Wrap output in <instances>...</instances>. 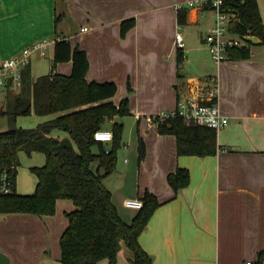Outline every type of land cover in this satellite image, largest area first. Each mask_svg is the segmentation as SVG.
<instances>
[{
  "label": "crops",
  "instance_id": "0c3cea01",
  "mask_svg": "<svg viewBox=\"0 0 264 264\" xmlns=\"http://www.w3.org/2000/svg\"><path fill=\"white\" fill-rule=\"evenodd\" d=\"M181 1L0 0V61L38 39L66 37L87 51L89 81L115 80L112 99L117 104L129 96L146 154L139 161L137 142L134 183L130 170L122 168L103 181L126 221L139 207L126 205L125 199H141L145 189L157 195L161 204L139 236L153 264H256L264 249V43L248 34V57L212 61L206 36L214 24L213 9L209 3L188 7L181 23L175 7ZM259 5L264 20V1ZM128 17L136 21L123 36L121 22ZM179 29L185 40L181 61ZM53 47L32 58L33 78L35 57H47L53 69ZM72 64L60 61L54 69L70 73ZM215 75L220 106L229 117L217 131L218 151L178 154L176 135L161 133L154 116L186 95L207 99ZM48 115L55 116H37ZM102 129L111 130L105 125ZM53 133L67 135L63 130ZM180 166L189 169L190 182L175 193L167 176ZM74 206L71 199L60 197L55 213H1L0 251L8 257L6 263L62 264L60 236L68 223L66 212ZM131 257L124 243L114 264H132ZM97 264L110 262L105 257Z\"/></svg>",
  "mask_w": 264,
  "mask_h": 264
},
{
  "label": "trees",
  "instance_id": "16d2710c",
  "mask_svg": "<svg viewBox=\"0 0 264 264\" xmlns=\"http://www.w3.org/2000/svg\"><path fill=\"white\" fill-rule=\"evenodd\" d=\"M227 9L235 13L229 28L240 35L254 34L264 43V20L258 0H226ZM186 9L178 11L182 23ZM134 17L121 22L124 36L135 24ZM251 43L250 40H248ZM53 69L33 78L30 64L22 71L20 89H7L5 114L10 125L0 128V176L4 172L11 178L13 190L0 194V213L30 211L55 213L58 198L71 199L75 206L66 212L68 223L60 236L62 264H97L108 258L110 264L118 260L119 251L125 243L132 250V264H153L152 255L141 245L139 236L147 226L155 209L161 204L157 195L145 189L141 195L143 205L131 221L120 215L112 199V191L104 184V177L117 167V149L121 145L123 122L113 123V144L107 148L105 141L95 138L107 119L115 115L131 114L128 95L117 104L112 97L117 92L115 80H88L87 51L69 38H57L54 42ZM178 59H183L182 47H178ZM250 55L249 44L232 46L228 56L244 58ZM72 60L70 73L54 69L57 62ZM53 77V78H52ZM132 86L129 84V90ZM55 114L34 127L16 124L18 115ZM161 133L176 135L178 154H215L219 143L218 129L206 124H188L181 116L158 118ZM1 127V122H0ZM63 130L66 136L55 135ZM138 130V159L146 154V144ZM31 155L34 151L45 154L42 164L31 166L37 175L34 193H19L16 175L20 153ZM98 160L96 170L91 166ZM103 168L101 171L100 168ZM168 182L179 192L190 182V171L180 166L167 176ZM256 264H264V249L259 251Z\"/></svg>",
  "mask_w": 264,
  "mask_h": 264
},
{
  "label": "built area",
  "instance_id": "2783aa9c",
  "mask_svg": "<svg viewBox=\"0 0 264 264\" xmlns=\"http://www.w3.org/2000/svg\"><path fill=\"white\" fill-rule=\"evenodd\" d=\"M226 0H185L175 4L176 9L183 10L188 7L203 5L209 3L214 11L215 18L211 30L206 36V42L209 46L211 54L217 63L227 58L228 49L232 46L246 45L248 35H240L230 30L229 22L235 17V13L227 9ZM85 29L88 26L84 27ZM54 40L49 38H41L24 46L19 52L4 58L0 61V98L5 95L8 88L13 92L20 89L22 81V71L28 66L32 58L37 54L44 55ZM176 44L178 47H184L185 40L182 31L176 32ZM53 78V77H52ZM214 84L207 89V99H202L197 95H186L178 99L175 107L171 109H162L158 113V118L168 116H181L188 124H206L217 129L223 127L229 122L220 106L219 102V81L218 77L213 76ZM95 138L102 141L113 139V131L106 129H98L95 132ZM13 190L11 178L7 172L0 176V194L8 193ZM125 204L132 207H141L143 201L140 198H127ZM246 264H253L247 261Z\"/></svg>",
  "mask_w": 264,
  "mask_h": 264
},
{
  "label": "rangeland",
  "instance_id": "374dc122",
  "mask_svg": "<svg viewBox=\"0 0 264 264\" xmlns=\"http://www.w3.org/2000/svg\"><path fill=\"white\" fill-rule=\"evenodd\" d=\"M262 1V0H258ZM264 1V0H263ZM182 31L185 29L180 27ZM52 49V47L50 48ZM206 54L214 61L212 58L211 52L209 48H207ZM33 75L39 76L41 74L51 72L52 64L48 60L47 57L37 60V57L33 59ZM3 97V98H2ZM0 98V110L5 108L6 104V96L3 95ZM52 115L38 117L34 112L33 108L31 113L29 114H22L18 115L16 119V124L21 125L24 127H34L40 122H45L47 120L52 119ZM113 119H117L118 121L123 122V135L121 145L117 149V169H126L130 170L128 172V177L132 181L135 182L139 166H138V159H137V142H138V118H136L132 114H125L120 115L117 114L111 119H107L104 125L108 128H111L113 131ZM0 122H1V129H7L10 127L7 117L5 114H2L0 111ZM141 130V128H140ZM113 144V139L105 141V145L107 148H110ZM45 161V154L41 151H34L31 155H28L26 152L20 153V164L18 165V171L16 175V189L19 193H34L36 189L37 183V175L34 171H32L31 166L34 164H42ZM98 160L92 162L91 166L94 170L98 167ZM116 169V171H117ZM100 170L102 171L103 168L101 167ZM116 175V174H115ZM115 177V176H112ZM3 216L0 213V219H3ZM7 229V228H6ZM8 264V263H4Z\"/></svg>",
  "mask_w": 264,
  "mask_h": 264
},
{
  "label": "water",
  "instance_id": "95a60500",
  "mask_svg": "<svg viewBox=\"0 0 264 264\" xmlns=\"http://www.w3.org/2000/svg\"><path fill=\"white\" fill-rule=\"evenodd\" d=\"M55 61L53 60V63ZM8 257L5 255V253H3L2 251H0V264H4L8 261Z\"/></svg>",
  "mask_w": 264,
  "mask_h": 264
}]
</instances>
